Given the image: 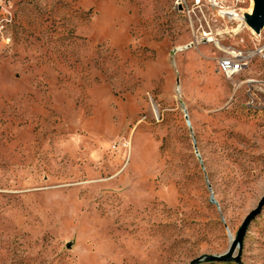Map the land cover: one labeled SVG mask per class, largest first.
Segmentation results:
<instances>
[{"label": "rangeland", "instance_id": "rangeland-1", "mask_svg": "<svg viewBox=\"0 0 264 264\" xmlns=\"http://www.w3.org/2000/svg\"><path fill=\"white\" fill-rule=\"evenodd\" d=\"M251 1L0 0V264H264Z\"/></svg>", "mask_w": 264, "mask_h": 264}, {"label": "built area", "instance_id": "built-area-1", "mask_svg": "<svg viewBox=\"0 0 264 264\" xmlns=\"http://www.w3.org/2000/svg\"><path fill=\"white\" fill-rule=\"evenodd\" d=\"M196 4L204 1L207 5L216 9L217 13L227 21L236 20L233 7L224 4L223 0H194ZM261 59H264V46H259L255 49ZM249 54L242 50H227L226 54L219 57L217 60V71L224 77L230 78L239 73L244 65L248 63Z\"/></svg>", "mask_w": 264, "mask_h": 264}, {"label": "water", "instance_id": "water-1", "mask_svg": "<svg viewBox=\"0 0 264 264\" xmlns=\"http://www.w3.org/2000/svg\"><path fill=\"white\" fill-rule=\"evenodd\" d=\"M254 1V5H253V10L252 13L250 15L246 16V22L249 26H251L255 31H258L263 25H264V0H253ZM186 122L189 124V120L187 119V114L184 113ZM194 152L198 158V160H200V155L198 153V150L196 148V146L194 145ZM207 187L209 189L210 192V196L209 199L211 202L216 204V201L214 199V196L212 194V191L210 189V185L209 183H207ZM259 209L253 211L250 215L249 218H247V220L245 221V223L242 225V227L240 228L236 239L233 242L232 248L230 249L229 252L224 253V254H219V255H202L199 257H196L194 259H192L188 264H196L198 263L201 259H205L208 261H230L232 259L238 261L239 258L238 257H232V250L233 247L237 244L241 242L242 236L244 234L245 231V226L248 223L249 219L253 217V215H255L258 212Z\"/></svg>", "mask_w": 264, "mask_h": 264}, {"label": "bare ground", "instance_id": "bare-ground-1", "mask_svg": "<svg viewBox=\"0 0 264 264\" xmlns=\"http://www.w3.org/2000/svg\"><path fill=\"white\" fill-rule=\"evenodd\" d=\"M251 2H252V5H251L250 12L252 13L254 3H253V0H252ZM233 11L235 12V15H236L235 19H236V20H242V18L245 17V16H243L242 14H240V13H239L237 10H235V9H233ZM244 21H245V19H244ZM240 27H241V25H238V26H236V28H233L232 31L237 32V31L240 30Z\"/></svg>", "mask_w": 264, "mask_h": 264}]
</instances>
